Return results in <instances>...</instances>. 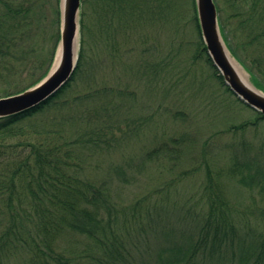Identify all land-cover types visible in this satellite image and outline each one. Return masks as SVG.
<instances>
[{
  "label": "trees",
  "instance_id": "obj_1",
  "mask_svg": "<svg viewBox=\"0 0 264 264\" xmlns=\"http://www.w3.org/2000/svg\"><path fill=\"white\" fill-rule=\"evenodd\" d=\"M226 1L229 17L236 21L235 29L241 32L235 44L244 50L253 46L249 51L251 55L248 52L241 56L237 52L236 46L229 41L226 22L219 17L223 40L231 55L251 73L253 84L264 92V81L249 66L254 65L256 73L264 77V0ZM58 3L59 0L57 9ZM177 3L179 0H81L78 58L69 80L38 106L0 117V264H9L8 260L19 257L22 264L26 260L31 264H135L134 257L150 250L157 251L154 259L145 264H264V207L253 219L235 209L219 181L224 171L213 166L212 170L205 162L206 155L204 162L208 167L198 196L190 195L181 201L177 197L171 201L167 194L170 189L165 184L137 198L127 211L118 209L100 184L82 177L81 166L75 159L74 145L84 146L87 151L94 149L104 141V128L98 129L81 115H68L56 118L54 125L58 129L48 127L43 132L45 137L39 140H12L25 133L17 129L19 123L53 107L76 80L89 77L94 66L90 53L102 49L104 63L109 61L116 66L122 61L121 68H126L123 57L131 48L129 40L133 39L134 31L138 33V38L134 39H146V27L155 32L165 31ZM35 6V0H0V82L18 78L19 71L34 66L35 54H28L30 45L26 44V38L30 35L28 26L36 18ZM191 6L198 36L193 58H201L209 65L218 83L239 102L207 54L195 0H191ZM216 7L218 12L217 4ZM25 31V38L20 37ZM56 45L55 42L51 56ZM244 57L251 58V64H247ZM49 66L44 72L40 69L42 72L37 78L22 88L7 87L2 96L31 87L47 74ZM144 77L150 81L146 74ZM111 90L103 86L77 99L89 101L102 94L110 95ZM67 104L71 103L61 102L63 108ZM73 120H78L74 137L73 132L67 134L64 127ZM261 121L264 117L256 111L254 120H245L216 132L210 136L213 139L205 140L200 148L204 151L210 144L226 146L230 150L228 172L237 175L242 184L264 190V159L261 168L255 167L260 156L247 150L253 146L247 141L248 145L241 148L235 140L238 136L244 139L247 130ZM170 139L175 140L174 137ZM228 139L232 141L226 142ZM166 146L165 141L159 143L152 155L164 153ZM238 147L241 148L239 153L236 152ZM262 147L264 149V143ZM82 154L81 151L77 156ZM154 195L161 198H154ZM65 230L86 240L82 251L68 255L54 248L55 238Z\"/></svg>",
  "mask_w": 264,
  "mask_h": 264
},
{
  "label": "rangeland",
  "instance_id": "obj_2",
  "mask_svg": "<svg viewBox=\"0 0 264 264\" xmlns=\"http://www.w3.org/2000/svg\"><path fill=\"white\" fill-rule=\"evenodd\" d=\"M35 2L36 18L28 26L30 35L26 38V44L30 45L28 54H35L32 58L34 66L19 71L16 74L19 75V81L16 80L18 78L9 79L8 82L1 81L0 97L9 86L16 85L13 89H20L36 79L49 64L48 71L52 69L60 39V0L58 9L57 0ZM214 2L218 6V18L226 22V29L230 34L229 41L236 46L241 56L245 55L253 46L244 50L239 44H235L241 32L235 29L236 21L229 17L227 1ZM172 10V17L166 22L165 31L159 29L155 32L146 27V39H134L138 38V33L134 31L131 37L133 39L129 40L131 48L123 57L126 60V68H121L122 61L116 66L109 61L104 63L102 49L101 52L90 53L94 64L91 65V70H94H90L89 77L83 76L76 80L53 107L19 123L17 129L21 128L25 133L15 136L12 140H39L45 137L43 132L48 127L58 129L54 125L56 118L81 115L84 120H91L92 125H97L98 129L104 128V141L90 151L74 143L75 159L81 166L79 173L82 177L100 184L109 194L111 201L118 205V209L130 210L137 198L165 184L170 189L167 194L171 201L177 197L181 201L190 195L198 196L197 192L200 190L202 179L205 178L206 169L213 166L224 171L219 181L234 208L247 218L258 217L264 207V190L255 185L246 186L238 181L237 175L228 172L231 163L230 150L226 146L210 144L204 151L200 148V144L207 139V142L211 141L213 138L210 136L216 132L245 120H254L256 110L247 105L245 108L243 102L240 104V101L233 100L224 86L218 83L211 67L201 58H193L198 36L191 0H179ZM25 33L26 31L20 37L25 38ZM233 35L236 36L233 38ZM148 38L150 41H147ZM55 42L57 45L51 56ZM228 54L245 80L256 87L251 73L230 54V51ZM245 60L247 64H251V58ZM249 66L255 75L264 81V77L256 73V67ZM145 74L150 81L144 77ZM103 86L112 89L110 95L102 94L89 101L77 99L84 93L101 89ZM67 100L71 104L63 108L61 102ZM73 121L64 126L67 134L73 132L72 137L77 132L78 120ZM170 137L175 138L174 142L169 140ZM224 137L227 138L226 135ZM229 140L232 141L228 139L226 142ZM235 140L241 148L244 144L248 145L247 141L250 142L253 149L247 150L255 156H260L255 167L261 168L264 159L261 157L264 156V121L250 127L244 134V139L238 136ZM164 141L167 144L164 153L152 155L154 147ZM240 147L236 152L239 153ZM81 151L83 154L77 156ZM204 155L207 156L205 162L209 163L208 166L205 165ZM156 196L157 199L161 198L160 195L153 197ZM53 244L57 250L75 255L82 251L87 242L81 236L65 230L55 238ZM86 251L88 252V249ZM156 251L150 250L144 252L143 256L137 255L134 257L135 264H145L147 260L154 259ZM8 261L9 264H22L20 257ZM25 264L31 263L26 260Z\"/></svg>",
  "mask_w": 264,
  "mask_h": 264
},
{
  "label": "water",
  "instance_id": "obj_3",
  "mask_svg": "<svg viewBox=\"0 0 264 264\" xmlns=\"http://www.w3.org/2000/svg\"><path fill=\"white\" fill-rule=\"evenodd\" d=\"M195 8L207 54L221 74L225 85L240 101L264 117V92L241 81L228 60L229 50L220 32L214 0H195ZM80 9L81 0H60V39L56 49L60 57L57 66L31 87L0 97V117L18 114L38 106L69 80L78 58Z\"/></svg>",
  "mask_w": 264,
  "mask_h": 264
},
{
  "label": "bare ground",
  "instance_id": "obj_4",
  "mask_svg": "<svg viewBox=\"0 0 264 264\" xmlns=\"http://www.w3.org/2000/svg\"><path fill=\"white\" fill-rule=\"evenodd\" d=\"M59 57H60V54H59V51H57L56 56H55V59H54V63H53V66H52V69H54L57 66V64L59 62ZM228 60L230 61L233 69L235 70V72L237 73V75L239 76V78L241 79V81H243L246 85H248L249 87H251V85H249V83L242 76L241 71L239 70V68H237V65L233 62V60L229 56H228Z\"/></svg>",
  "mask_w": 264,
  "mask_h": 264
}]
</instances>
